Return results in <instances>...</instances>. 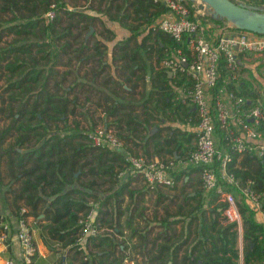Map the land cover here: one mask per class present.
I'll return each instance as SVG.
<instances>
[{
    "label": "trees",
    "instance_id": "trees-1",
    "mask_svg": "<svg viewBox=\"0 0 264 264\" xmlns=\"http://www.w3.org/2000/svg\"><path fill=\"white\" fill-rule=\"evenodd\" d=\"M233 1L264 9V0ZM52 3L55 16L49 20L44 13ZM166 8L152 0H0L2 196H11L9 203L14 215L22 206L27 207V213L37 218L44 241L59 242L73 253L72 258L79 261L77 264H122L128 255V242L134 237L138 241L133 242V249L140 248L136 252L144 256V264H236L238 231L234 223L225 221L224 203L218 200L215 191L207 192L197 183L191 184L192 193L186 191L189 184L183 178L188 171L174 172L173 168L175 184L171 189L176 190L181 180L180 191L168 194L158 190L151 205L161 204L164 213L148 217L144 193L131 189V173L126 172L125 180L119 176L127 165L122 153L92 144L89 130L83 129L78 119L84 116L90 120L94 110L100 107L104 112L103 116L98 115L100 122L112 126L134 153L141 151L152 156L150 140L151 150L158 157L164 156L163 159L175 154L177 161L184 159L194 148L191 142L196 131L184 129L180 124L158 126L166 110L172 114L171 120L183 122L190 117L191 123L197 121L195 111L177 98L172 84L189 85L190 81L184 73L177 78L168 76L160 66L166 48L175 45L174 39L162 30L149 27ZM99 12L108 19L123 22L131 31L126 39L116 42L117 54L112 57L121 61L120 80L105 75L99 79L106 66L102 63L105 44L91 43V36L85 37L90 25L100 24L110 31L97 15ZM209 17L213 27L227 21L212 14ZM134 21L146 25L141 44L148 39L160 41L155 48L157 70L146 97L144 90H138L146 64L140 65L139 44L129 45L132 37L140 33L133 32ZM182 45L188 53L187 41ZM135 64H138L136 69ZM81 69L83 81L76 76ZM127 69L130 75L124 74ZM141 69L142 73L136 71ZM219 70L220 82L226 76L222 58ZM109 82L110 93L99 87ZM225 88L253 100L259 95L241 78L227 82ZM153 126L157 129L150 134ZM261 128L264 129V120ZM162 129L166 130L164 135ZM216 133L223 143V131L218 126ZM229 168L241 182L252 179L253 186L264 191V155L253 151L233 152ZM102 185H107L106 193L99 199V194L92 191ZM227 187L237 199L242 218L243 260L249 264L264 251V239L260 236L262 222L239 190L233 185ZM125 195L128 202L121 207ZM89 197L99 200L96 218L111 230L87 238L88 258L83 259V251L76 247L75 240L79 218L90 208ZM141 221L145 223L134 225ZM149 221L160 227L151 238ZM179 223L180 229L176 231ZM127 228L130 233L125 236Z\"/></svg>",
    "mask_w": 264,
    "mask_h": 264
},
{
    "label": "built area",
    "instance_id": "built-area-1",
    "mask_svg": "<svg viewBox=\"0 0 264 264\" xmlns=\"http://www.w3.org/2000/svg\"><path fill=\"white\" fill-rule=\"evenodd\" d=\"M161 2L167 8L149 24L154 30L168 33L175 45L166 48L160 66L177 78L184 73L190 81L186 93L196 112V140L194 148L178 162L184 166L199 168L202 188L215 191L218 200L224 203L222 214L226 222L235 224L242 235V218L235 194L227 186H235L244 196L247 204L259 214L264 239V191L257 190L252 179L241 182L229 168L233 152L253 151L264 155V92L254 100L236 93L233 89L219 88L220 58L226 72L225 79L235 82L240 79V58L248 53L264 57V33L234 28L230 21L222 26L212 25L210 9L196 0H152ZM55 4L44 13L47 19L55 16ZM187 41L188 53L183 49ZM259 78L264 86V62L259 69ZM264 91V90H263ZM247 102L248 104H245ZM223 131L226 148L216 144V128ZM90 142L106 146L122 153L126 168L119 176L129 172L142 177L149 189L173 186L171 174L177 162L174 158L163 159L131 152L112 126L100 122L88 132ZM218 165H214L215 162ZM90 208L79 218L80 228L76 236V247L83 251L87 259L86 240L99 235L103 228L96 218L97 201H90ZM22 206L18 214L9 216L0 213V246L8 247L14 238L21 250L24 264H32L38 251L35 241L37 218L27 213ZM59 243V242H57ZM238 264H245L242 247L238 250ZM4 264H17L13 257H6ZM122 264H134L124 258ZM249 264H264V251L259 259Z\"/></svg>",
    "mask_w": 264,
    "mask_h": 264
},
{
    "label": "crops",
    "instance_id": "crops-1",
    "mask_svg": "<svg viewBox=\"0 0 264 264\" xmlns=\"http://www.w3.org/2000/svg\"><path fill=\"white\" fill-rule=\"evenodd\" d=\"M97 15L102 19L100 13H98ZM106 19H108V18L105 17V19L103 20L104 21V25L110 31H107V30H105L103 28V26H101V25L100 26L102 27L101 34L105 33V32H108V34H109L108 36H105V38L104 37H98L99 35H98V31L95 30V25H96L95 24V25H93V29L91 31H90V28H88V30L85 32V37L88 38L89 36H91V38H92L91 39V43L94 42V41H98V42H101V43L105 44L106 53H105V55L103 57V62L102 63L104 65H106V66H105L104 71L100 72L99 79L101 80L102 76L105 75V76H110L111 79H117L118 80L120 78V76H121L120 75L121 69L119 68V66L121 64V61L115 60V59L112 58L114 54L115 55L117 54L116 53L117 49L115 48V45H116V42H118L119 40L126 39L130 35L131 31L128 29V32H124L123 30H125L124 27H126V26L120 25V23H119L120 21H118V20H117L118 23L114 22V24H112L113 21H110V20H115V19H108L109 20L108 24H106ZM134 30H135V28H134ZM121 34H124V36H122ZM142 36H143L142 33H138L137 35H135V37H132V41L131 40L129 41V45L133 47L136 44L137 45L139 44L140 54L142 56V58L140 59V65L143 66L144 64H146V69L144 70V73H143V79L141 80V83L139 85L140 87L138 89L140 91L144 90V92H145L144 96L146 97L148 92H149V90L152 88L151 79L155 76V71L157 70L156 61H155V58H156L155 48H156L157 42H160V41H154L153 39H148V40L145 41L144 44H141ZM263 62H264V57L256 56L253 53H248V54H246V55H244V56H242L240 58V69L243 70V68H245L248 71V73L251 74V76L252 75H257L258 72H259L260 66L263 64ZM133 68H135V69L138 68V64H135L133 66ZM136 71L139 72V73H142L143 69L136 70ZM78 73L80 75H76L77 79L79 81L85 80V77L81 76L83 74V69L78 71ZM124 74L130 75L129 70L128 69L125 70ZM167 74H168V76L173 77V75L170 74L169 71H167ZM243 75H245V71L242 72L241 76H243ZM239 76H240V74H239ZM257 76H259V74ZM132 78H134V76H132ZM173 78H175V77H173ZM259 80H260L261 84H263V82H262V80L260 78H259ZM126 84L127 83H124V85H123L125 88L127 87ZM172 84H173L174 91H176L177 98H179L181 100V102H183L186 106H190L191 110L195 111L194 105L191 103V101L189 100V98L187 96V93H186V87H188V83L187 84L184 83L182 86L181 85H175L173 82H172ZM99 87L101 89H104L108 93L111 92V83L110 82L107 83V84H104L103 86L99 85ZM253 87H254V85L251 86V88L254 90ZM153 89L156 90L155 88H153ZM259 91L260 92L257 91V93H263L264 92L263 89L259 90ZM181 93H184V94L182 95ZM152 95L155 96L156 93L154 92ZM91 100L95 101V98L92 97ZM140 102L141 101H139L138 103H140ZM188 103H189V105H188ZM91 108L92 109L95 108V103H92ZM97 110H98L97 111V115L103 116L104 112L101 110V108L97 107ZM176 114L183 115L182 113H176ZM169 116L171 117L172 114L169 112V110H166L165 113H164V116L162 117V121L159 122L158 126L180 124L182 126V128H184V129L195 131L196 123L195 122L191 123V121H190L191 118L190 117H188V120L180 122V120H175V121L171 120ZM194 117H196V112H194ZM156 129H157V126H155V127L153 126V128L151 127L150 134H152L154 131H156ZM165 133H166V130L162 129L161 130V135H164ZM195 140H196V138L194 137L192 142H191L193 145L195 144ZM151 146H152V141L150 140L149 151H151L153 157H158L157 153L155 151L153 152L151 150ZM139 153H141V151ZM162 157H164V156H161L159 158H162ZM172 158H178V155L175 154ZM175 164L176 165H174V172L175 171L177 172V171L182 170V169L188 171V175H185L184 178H183L184 181H186L187 184H189L185 188L186 191L192 193L193 192V190H192L193 186L191 184H196V183H197V186L202 188L201 182H200V173H199V170L196 169V167L184 166V164H182L180 162H177ZM139 177H140L139 175L130 174L129 179L132 180L131 181L132 183H135V181H137V178H139ZM143 183H144V181H143ZM181 184H182V181L179 180L177 182L176 192L180 191ZM161 188H163V187L161 186V187H157L155 189H149L146 186V184L143 185V186H140V185H133L132 186L131 185V189H134L137 192L144 193V200H146V202L148 201L147 197L149 196L148 195L149 192L154 194V193H157L158 189H161ZM2 190L0 191V213L7 214L9 216H13V211L11 210V208H13V207H11L12 204L9 203L10 198L9 197L8 198H3ZM203 192L206 195H208V193H206L205 191H203ZM127 202H128V197L125 195V197L123 198V201L121 203V207H124V205ZM40 215H42V214H40ZM35 234L39 238V239H37V241H36V238H35L38 251H37V254H36L35 261L32 264H55L54 263V261H55L54 258L49 253V250H48L49 248L46 245L47 243L44 241V237H42V235H41L40 227H39L38 223L36 224ZM69 252H71V251H69ZM8 256L13 257L16 260L17 264H24L22 262V258H21L20 246H19L18 242L14 238L11 240V242H10L8 247L0 246V264H4V259L6 257H8ZM63 257H65V255H63ZM237 259H238L237 261L239 263L240 256ZM62 260H64V258H62ZM60 264H65V263H64V261H62Z\"/></svg>",
    "mask_w": 264,
    "mask_h": 264
},
{
    "label": "rangeland",
    "instance_id": "rangeland-1",
    "mask_svg": "<svg viewBox=\"0 0 264 264\" xmlns=\"http://www.w3.org/2000/svg\"><path fill=\"white\" fill-rule=\"evenodd\" d=\"M238 1H242V2H246L247 0H238ZM247 3V2H246ZM71 4V3H70ZM100 13V15H101V17H102V20H104L105 19V15L103 14V13H101V12H99ZM107 18V17H106ZM127 20H129V19H127ZM108 19H106V24H108ZM110 21H113L112 22V24H114V22L115 23H118V21L117 20H110ZM130 21V20H129ZM120 23V25H123L122 23L123 22H119ZM125 26V25H124ZM123 26V27H124ZM134 26H135V30L133 31V32H140V33H142V34H144L145 33V31H146V25H142V24H140V21H134ZM90 27H92L93 28V25H90L89 26V28ZM125 28V30H123L124 32H128V27L126 26V27H124ZM95 30H97L98 31V37H104L105 38V36H108L109 34H108V32H105V33H102L101 34V32H102V27L100 26V24H96L95 25ZM117 35V34H116ZM122 36H124V34H121ZM115 39V38H114ZM243 71H245V75H243V76H241L242 75V72ZM239 74H240V78L241 79H244V80H247L248 82H249V84L252 86V85H254V90L257 92H260L259 90H264V86L261 84V82H260V80H259V76H257V75H252L251 76V74L250 73H248V71L245 69V68H243V70L242 69H240L239 70ZM227 79H225V76L224 77H222L221 78V80H220V82H219V88H222V87H226V83L228 82V81H226ZM179 93V92H178ZM182 95L184 94V93H181ZM180 94V95H181ZM181 95V96H182ZM188 105H189V103H188ZM97 111L98 110H94V112H93V116H92V118L89 120V119H85V117L84 116H79L78 117V119H79V121H80V124H81V127L83 128V129H86V131H88V130H90L91 128H93L95 125H97V124H99L100 123V120H99V117H98V115H97ZM83 115V114H82ZM89 116H90V113H89ZM71 118V117H70ZM90 118V117H89ZM182 122V121H181ZM0 125H1V123H0ZM61 126H63L62 124H60ZM215 136H216V140H215V142H216V144L217 145H219V146H221V147H223V148H225L227 145H226V142L224 141L223 143H222V139H221V136L220 135H218V133H216L215 134ZM178 162V161H177ZM176 162V163H177ZM176 165V164H175ZM126 177H127V175L126 174H123V175H121L120 176V178L122 179V180H124V179H126ZM4 180L6 181L7 180V178H4ZM132 186L133 185H140V186H143V185H145L144 183H143V180H142V177H139V178H137V181H135V183H132L131 184ZM106 186L107 185H102V186H100V187H98V189L97 190H95V191H92V192H94L95 194L96 193H98L99 194V199H102L103 197H104V195H105V193H106V190L104 189V188H106ZM3 189V187L2 186H0V191ZM158 190H162L163 192H165V193H168V194H173V193H175L176 192V190L175 189H171V186H165V187H163V188H161V189H158ZM148 197H147V204H148V207L146 208V210H145V213H146V215L148 216V217H152V215L153 214H157V216H160V215H163V213H164V211L162 210V205L160 204L159 206H155V205H151V204H154V200H155V198H156V193H151V192H149L148 193ZM11 196L9 195V198H10ZM88 200H89V202L90 201H99V200H94L93 199V197H89L88 198ZM155 209H157V210H155ZM256 217H257V219H259V214L258 213H256ZM145 222L144 221H141V223H133L134 225H137L138 227H139V225L140 224H144ZM100 226H101V228H103V230H102V232H105V231H110L111 230V228L110 227H108L107 225H104L102 222H101V224H100ZM179 226H180V223L177 225V226H175V228H176V231H178L180 228H179ZM147 227L148 228H151L152 230H151V233H150V235H149V237L151 238V237H153L155 234H156V232L160 229V227L157 225V223H155V222H151V221H149L148 223H147ZM124 232H125V236H128L129 235V233H130V229L129 228H127V229H125L124 230ZM35 238H36V241H37V239H39L38 237H37V235L35 234ZM138 241V239L136 238V237H134L133 239H132V241H130V243L128 242V245H129V247H128V250H127V252H128V255H127V259L129 260V261H133L134 262V264H136L137 262H139V263H141V264H144V256L140 253V252H136V250L137 251H139L140 250V248L137 246V247H135L134 249H133V246H132V244H133V242H137ZM47 244V247L49 248H47L48 250H49V253H50V255L54 258V263L55 264H60L62 261H64V263L65 264H77L79 261L78 260H74L73 258H72V252H69L64 246H62L60 243H57V242H46ZM243 245H244V241H243V237H242V235H240V234H238V238H237V247H238V250H239V248H241L242 247V250H243ZM63 255H65V257H63ZM62 258H64V260H62ZM131 258H134L133 260H130ZM238 259H236L235 261H236V264H238V261H237ZM256 259H254V260H252L250 263H252V262H254ZM123 263V262H122Z\"/></svg>",
    "mask_w": 264,
    "mask_h": 264
},
{
    "label": "water",
    "instance_id": "water-1",
    "mask_svg": "<svg viewBox=\"0 0 264 264\" xmlns=\"http://www.w3.org/2000/svg\"><path fill=\"white\" fill-rule=\"evenodd\" d=\"M196 1L206 4L214 17H225L236 28L264 33V9L247 6L233 0ZM92 29L90 27V31Z\"/></svg>",
    "mask_w": 264,
    "mask_h": 264
}]
</instances>
